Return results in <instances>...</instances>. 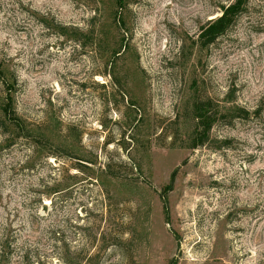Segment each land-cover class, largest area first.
<instances>
[{
    "label": "rangeland",
    "instance_id": "1",
    "mask_svg": "<svg viewBox=\"0 0 264 264\" xmlns=\"http://www.w3.org/2000/svg\"><path fill=\"white\" fill-rule=\"evenodd\" d=\"M233 1L0 0V264H264V0L200 42ZM196 100L248 114L191 148Z\"/></svg>",
    "mask_w": 264,
    "mask_h": 264
},
{
    "label": "trees",
    "instance_id": "2",
    "mask_svg": "<svg viewBox=\"0 0 264 264\" xmlns=\"http://www.w3.org/2000/svg\"><path fill=\"white\" fill-rule=\"evenodd\" d=\"M249 0H234L231 4L222 7V14L206 23L203 26L202 32L200 34V42L203 45H208L213 43L221 34L226 32L230 25L235 21V18L239 13L243 12ZM3 66L0 63V76H3L5 73L3 71ZM10 85V84H9ZM9 92L4 101L2 102L1 111L2 118L0 117L1 124L4 128H13L18 130H23L26 134L31 135V132L22 119L17 115L16 110L14 108L13 99L10 96ZM212 102L209 101H200L196 100L193 105V116L197 120V124L195 126L194 131L191 134L192 141L189 147L195 148L200 145H204L206 141H208L210 136V129L215 121H217V114L220 116L229 118L232 121L236 117H242L248 114L244 109L238 107H228L227 109L222 111H214ZM241 111L238 115H235V111ZM26 138H29L25 135Z\"/></svg>",
    "mask_w": 264,
    "mask_h": 264
}]
</instances>
